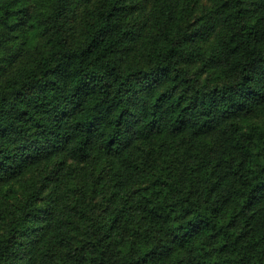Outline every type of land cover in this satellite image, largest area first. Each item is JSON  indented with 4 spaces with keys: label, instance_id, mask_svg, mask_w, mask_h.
<instances>
[{
    "label": "trees",
    "instance_id": "16d2710c",
    "mask_svg": "<svg viewBox=\"0 0 264 264\" xmlns=\"http://www.w3.org/2000/svg\"><path fill=\"white\" fill-rule=\"evenodd\" d=\"M0 264H264V0H0Z\"/></svg>",
    "mask_w": 264,
    "mask_h": 264
}]
</instances>
